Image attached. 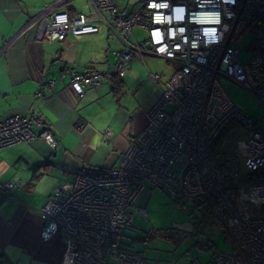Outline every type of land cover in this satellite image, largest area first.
Masks as SVG:
<instances>
[{
    "label": "built area",
    "instance_id": "2783aa9c",
    "mask_svg": "<svg viewBox=\"0 0 264 264\" xmlns=\"http://www.w3.org/2000/svg\"><path fill=\"white\" fill-rule=\"evenodd\" d=\"M69 1L53 0L31 19L46 39L96 33L103 24L123 44L112 51L117 74L146 55L176 68L164 83L152 74L160 93L119 164L80 170L67 187L48 196L39 209L45 221L41 239L62 236L61 264H147L123 236L135 211L146 216L137 199L149 185L192 207L207 201L233 246L213 249L206 262L194 257L185 264H264V128L256 127L224 88L231 80L264 108V0H141L128 10L117 0H87L88 11L73 14L62 8ZM134 28L145 31V38L138 40ZM244 33H252L246 49L238 43ZM243 51L250 53L247 59L241 58ZM104 76L93 67L72 68L70 86L81 97L85 86L99 85ZM232 123L247 133L235 151H217L220 134ZM36 139L57 146L39 114L0 119V149Z\"/></svg>",
    "mask_w": 264,
    "mask_h": 264
},
{
    "label": "crops",
    "instance_id": "0c3cea01",
    "mask_svg": "<svg viewBox=\"0 0 264 264\" xmlns=\"http://www.w3.org/2000/svg\"><path fill=\"white\" fill-rule=\"evenodd\" d=\"M117 1L128 10L141 0ZM52 2L0 0V119L33 111L57 140L54 149L39 139L0 149V183L11 184L9 191L0 186V261L6 264H61L63 238L56 234L48 241L41 239L45 221L40 207L56 187L73 182L80 170L119 164L129 140L147 122V112L160 93L159 82L174 72L166 80L159 74V82L151 80L150 72L142 78L145 58L158 57L146 55L143 61L131 60L117 74L112 51H120L123 44L103 24L96 33L46 39L31 19ZM71 2L62 8L72 14L88 11L87 2L86 10ZM133 34L138 40L146 36L139 28ZM94 42L100 45L93 46ZM91 67L105 76L99 85L85 86L78 97L70 86L71 69ZM120 78L122 82L116 83ZM147 191L139 195L138 206Z\"/></svg>",
    "mask_w": 264,
    "mask_h": 264
},
{
    "label": "rangeland",
    "instance_id": "374dc122",
    "mask_svg": "<svg viewBox=\"0 0 264 264\" xmlns=\"http://www.w3.org/2000/svg\"><path fill=\"white\" fill-rule=\"evenodd\" d=\"M138 1L131 0L130 3ZM86 2L87 0H73L70 4L77 9L86 10ZM251 39L252 33H244L239 37L238 43L242 49H246ZM92 45L99 46L100 43L94 42ZM249 55L250 53L244 51L240 54L242 59H247ZM145 61V73L142 78L150 72L161 74L162 79L166 80L176 68L161 57L148 56ZM146 83L149 85L150 82ZM224 88L240 111L252 117L256 121V127L264 128V108L258 101L241 85L231 80L225 82ZM246 133L247 130L242 126L230 124L219 139L216 150L235 151L238 138ZM147 190L141 201L146 216L135 211L132 227L123 236V241L138 252L147 264H185L194 257L206 262L212 257L213 249L230 250V244L220 226L211 219H204L199 210H194L181 199L175 202L161 188L147 185ZM246 204L248 203L241 204V207ZM254 211L259 214L258 210ZM158 228H162L165 235L159 234L142 239L148 232ZM209 240L214 246L207 247L205 241ZM197 241L200 245L196 243Z\"/></svg>",
    "mask_w": 264,
    "mask_h": 264
},
{
    "label": "trees",
    "instance_id": "16d2710c",
    "mask_svg": "<svg viewBox=\"0 0 264 264\" xmlns=\"http://www.w3.org/2000/svg\"><path fill=\"white\" fill-rule=\"evenodd\" d=\"M72 14V13H71ZM114 75V74H113ZM119 76V75H118ZM122 82L121 78L118 79V81L116 83L120 84ZM227 128L224 129V131L226 130ZM224 131L220 134L218 140L223 136V133ZM167 193V192H166ZM168 194V193H167ZM169 195V194H168ZM171 197V196H170ZM172 198V197H171ZM175 202H177L178 199L176 198H172ZM191 206V205H190ZM192 207V206H191ZM194 210H199V212L201 213L202 217L204 219H211L212 222L218 224L220 226V228L222 229L223 233H224V236L226 238V240L229 242L230 244V250H232L233 246L230 242V240L228 239V237L225 235V232L222 228V226L217 222L215 216H214V213H213V210H212V207L211 205L207 202V201H202L199 205H197L196 207H193ZM159 234H162V235H165L164 233V230L162 228H158V229H153L152 231L148 232L146 234V236H143V238H147L149 236H154V235H159ZM206 244H207V247H212L214 246V243L212 241H205ZM196 243H199L198 241ZM200 245V243H199ZM8 261L6 260H3V261H0V264H6Z\"/></svg>",
    "mask_w": 264,
    "mask_h": 264
},
{
    "label": "clouds",
    "instance_id": "9594fccd",
    "mask_svg": "<svg viewBox=\"0 0 264 264\" xmlns=\"http://www.w3.org/2000/svg\"><path fill=\"white\" fill-rule=\"evenodd\" d=\"M161 51H163V49H161Z\"/></svg>",
    "mask_w": 264,
    "mask_h": 264
},
{
    "label": "bare ground",
    "instance_id": "6f19581e",
    "mask_svg": "<svg viewBox=\"0 0 264 264\" xmlns=\"http://www.w3.org/2000/svg\"><path fill=\"white\" fill-rule=\"evenodd\" d=\"M38 14V13H37Z\"/></svg>",
    "mask_w": 264,
    "mask_h": 264
}]
</instances>
